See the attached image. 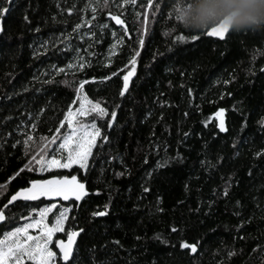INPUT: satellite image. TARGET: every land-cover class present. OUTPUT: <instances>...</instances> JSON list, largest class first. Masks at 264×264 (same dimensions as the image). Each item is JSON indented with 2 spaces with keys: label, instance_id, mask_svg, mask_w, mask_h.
Instances as JSON below:
<instances>
[{
  "label": "trees",
  "instance_id": "trees-1",
  "mask_svg": "<svg viewBox=\"0 0 264 264\" xmlns=\"http://www.w3.org/2000/svg\"><path fill=\"white\" fill-rule=\"evenodd\" d=\"M185 3L15 0L4 21L0 209L32 180L76 176L88 195L61 201L72 205L67 228L84 229L74 264H264V28L209 37L176 20ZM136 51L129 90L120 96ZM113 72L120 74L104 79ZM81 97L108 111L90 115L101 136L86 172L73 166L41 174L31 156L39 159L45 148L49 155L51 137L69 130L65 117ZM25 165L32 170L8 183ZM46 203L20 200L2 209L9 222L0 233ZM105 205L106 216H92Z\"/></svg>",
  "mask_w": 264,
  "mask_h": 264
},
{
  "label": "snow or ice",
  "instance_id": "snow-or-ice-1",
  "mask_svg": "<svg viewBox=\"0 0 264 264\" xmlns=\"http://www.w3.org/2000/svg\"><path fill=\"white\" fill-rule=\"evenodd\" d=\"M124 3H135V0H123ZM15 0H3L0 3V35H2L5 31L4 21L11 14L12 6L14 5ZM106 6V5H105ZM185 6V5H184ZM184 6H178L176 9L177 15L176 20L183 23V12L182 9ZM118 7H122V5H118ZM93 13L96 11L95 8H92ZM113 20H115L116 24L123 25L124 21L120 19L119 16H112ZM27 21V17L24 18ZM77 28L80 27L79 24L76 25ZM231 28L226 21H220L219 23L214 24L211 27H207L204 29V34L209 37H217L220 39H224L226 35L230 32ZM146 34V29H145ZM178 40L183 39V37H178ZM192 39L198 40L199 36L194 35ZM139 48H143L144 39L140 38L138 40ZM139 51L134 52L133 57L129 60V64L133 66V71L129 72L127 75H123L122 77V89L119 92L120 96H124L130 87V77L135 73V64L136 57L139 56ZM82 68L83 65L81 64ZM123 71V70H120ZM119 72H113L110 76L105 77V80H110L113 77L119 76ZM85 82H79V88L84 87ZM91 103V101H89ZM93 110L97 112L101 117L108 115V111L106 108L102 107L100 103H95L93 106ZM81 112H84L83 105H81ZM85 115L87 113H84ZM217 116L221 117L219 128L222 132H226L227 128L225 126L223 115L224 109H221ZM116 113H111V120H115ZM74 119L73 112L71 110L68 111L65 120L70 125L72 124ZM63 126V124L61 125ZM35 125H33V129H35ZM87 127V126H85ZM111 127V124H109ZM91 128L93 131L87 133V139L80 137L74 138L75 133H71L68 136L62 137V142H57V136L53 135L51 137L50 143L55 145L53 149H51V158L45 159L44 153L49 151L47 148L42 150L39 153L41 158L38 159L37 155H32L29 164L35 162V164L39 167L41 172L52 169H70L74 164L79 165L80 169L87 170L88 168V160L92 154V149L96 143V139L101 136L100 129L96 126V124H92ZM59 132V128L55 130ZM41 141L46 138L40 137ZM104 142H107L108 138H103ZM32 141V137L29 136L28 140L24 141L25 144H29ZM59 150L60 158L58 159L55 152ZM29 149H26V155L28 154ZM66 153V155H64ZM166 162L163 164H159L158 167L163 168L166 167ZM29 169L28 165L19 169L13 176L9 178L8 183L12 180H15L20 173ZM123 175V173H120ZM30 186L26 188H21L16 191L14 194H11L7 199V202L2 205V209H7L9 205H15L16 202L23 201H36L40 197H62L63 200H69L70 198L75 199V201H80L84 197L88 195L86 190V184L82 183L78 180L76 176H72L71 178L67 176H57L53 175L50 179L44 180H32L29 182ZM2 187V186H0ZM144 191H148L147 188ZM228 191L225 190L223 195L225 197L228 196ZM52 207H55L53 205ZM108 205H105V211H96L92 213L93 217H102L108 214ZM0 209V228L7 227L9 222V217H6L5 211ZM162 211V209H159ZM50 211L49 208H44L39 212L40 220H35L34 223H28L23 227H11L7 231H3L0 235H3V239H0V264H25V259L28 261H34L35 264H55L57 258V252L53 251L49 244L52 242L53 236L55 233H63L65 231L64 223L67 219V213L71 211V209L65 208L63 212L56 218L53 226H49L47 223L43 222V218ZM32 228H41L42 235L41 236H32L28 234V230ZM84 231V229H79L78 231L73 230L70 233H67V242L64 240L56 241V246L59 251L60 260L63 261V264H74V252L73 248L76 243V238L80 236V234ZM173 232H176V228H172ZM139 239V237H137ZM117 245H119V241H115ZM184 249H190L192 253L197 252V247L195 244L183 243L181 245Z\"/></svg>",
  "mask_w": 264,
  "mask_h": 264
},
{
  "label": "clouds",
  "instance_id": "clouds-1",
  "mask_svg": "<svg viewBox=\"0 0 264 264\" xmlns=\"http://www.w3.org/2000/svg\"><path fill=\"white\" fill-rule=\"evenodd\" d=\"M182 12L183 26L193 31L220 21L237 32L264 28V0H186Z\"/></svg>",
  "mask_w": 264,
  "mask_h": 264
},
{
  "label": "rangeland",
  "instance_id": "rangeland-1",
  "mask_svg": "<svg viewBox=\"0 0 264 264\" xmlns=\"http://www.w3.org/2000/svg\"><path fill=\"white\" fill-rule=\"evenodd\" d=\"M89 101L90 100H88L86 97H81V99H80V105L78 107H76V108L71 109V111L73 112L74 119H73L72 124L69 125L70 126L69 130L64 134L63 137L68 136L69 134H71V133L74 132L76 134L74 138L83 137V138L87 139V133L93 131V129L91 128V125L92 124H96V123L92 121V117L90 115H93V114L96 113L93 110V106H94L95 103H93V102L89 103ZM81 105H83L84 112H81L80 111ZM84 113H87V114L85 115ZM86 118H89V119H86ZM85 126H87V127H85ZM96 126L98 127L97 124H96ZM98 138L96 139V142H97ZM57 140H58L57 141L58 143L59 142H62V138L61 139H57ZM54 147H55V145H52L51 146V149H53ZM51 154L52 153L50 152L49 155H47V156L44 155L43 158L50 160ZM55 154H56L57 158L59 159L60 158V155H61L60 152H59V150H57L55 152ZM64 155H66V153H64ZM73 166H79V165L74 164ZM52 170H55V169H52ZM66 170H69V169H66ZM48 171H51V170H47L46 169L43 172H41V171H39V172L41 174H44V173H46ZM53 205H55V207H52ZM71 207H72V205H62L61 204V201H58V199H56V200H53V199L52 200H48V203H46L45 205H43L39 209H36L33 213H30V215H28L29 217L27 218V220L24 223H22L21 225L16 226V227H23L24 225H26L28 223H34L35 220H40L41 217L39 216V212L41 210H43L44 208H49L50 211L43 218V222L44 223H47L49 226H53L54 223H55L56 218L63 212V210L65 208L71 209ZM56 210H60V212L57 215L53 216V212L56 211ZM68 215H69V213H67V218H68ZM66 221H67V219H66ZM66 221L64 223L65 231L63 233H55L54 236H53L52 242L49 244V247L53 251H56L57 252V258H56L55 264H59L60 255H61L59 253L58 249H57L56 241H58V240H64V241H66L67 240V233H69L71 231V230H69L67 228ZM28 234L29 235H32V236H41L42 235V229L41 228H32V229H29L28 230ZM61 234H64V237H62ZM0 239H3V236ZM26 261H28V260L25 259V262ZM30 262H33L35 264L34 261H30Z\"/></svg>",
  "mask_w": 264,
  "mask_h": 264
},
{
  "label": "water",
  "instance_id": "water-1",
  "mask_svg": "<svg viewBox=\"0 0 264 264\" xmlns=\"http://www.w3.org/2000/svg\"><path fill=\"white\" fill-rule=\"evenodd\" d=\"M125 25V23L123 24V26ZM227 36V35H226ZM215 38H217V37H215ZM220 39V38H219ZM29 187V186H28ZM26 188V187H25ZM51 199L52 198H59V196H56V197H50ZM78 231V230H77ZM77 239H78V237L76 238V242H77ZM65 242H67V240L65 241ZM75 247H76V243H75V245H74V248H73V252H75Z\"/></svg>",
  "mask_w": 264,
  "mask_h": 264
},
{
  "label": "flooded vegetation",
  "instance_id": "flooded-vegetation-1",
  "mask_svg": "<svg viewBox=\"0 0 264 264\" xmlns=\"http://www.w3.org/2000/svg\"><path fill=\"white\" fill-rule=\"evenodd\" d=\"M42 179H45V178H42Z\"/></svg>",
  "mask_w": 264,
  "mask_h": 264
}]
</instances>
